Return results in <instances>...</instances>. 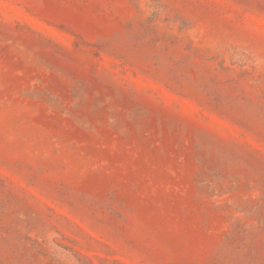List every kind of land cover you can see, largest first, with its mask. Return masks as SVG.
Listing matches in <instances>:
<instances>
[{
    "label": "rangeland",
    "instance_id": "rangeland-1",
    "mask_svg": "<svg viewBox=\"0 0 264 264\" xmlns=\"http://www.w3.org/2000/svg\"><path fill=\"white\" fill-rule=\"evenodd\" d=\"M0 264H264V0H0Z\"/></svg>",
    "mask_w": 264,
    "mask_h": 264
}]
</instances>
